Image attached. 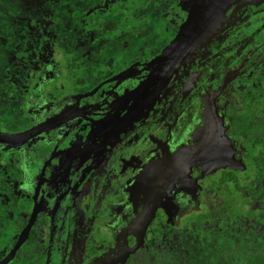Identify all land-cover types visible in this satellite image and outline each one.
Wrapping results in <instances>:
<instances>
[{
    "label": "flooded vegetation",
    "instance_id": "af4514ba",
    "mask_svg": "<svg viewBox=\"0 0 264 264\" xmlns=\"http://www.w3.org/2000/svg\"><path fill=\"white\" fill-rule=\"evenodd\" d=\"M264 264V0H0V264Z\"/></svg>",
    "mask_w": 264,
    "mask_h": 264
},
{
    "label": "trees",
    "instance_id": "16d2710c",
    "mask_svg": "<svg viewBox=\"0 0 264 264\" xmlns=\"http://www.w3.org/2000/svg\"><path fill=\"white\" fill-rule=\"evenodd\" d=\"M255 264V263H254Z\"/></svg>",
    "mask_w": 264,
    "mask_h": 264
}]
</instances>
